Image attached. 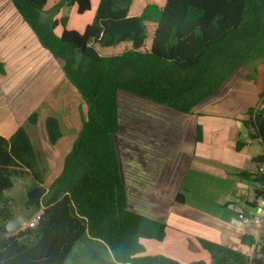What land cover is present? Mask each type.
<instances>
[{"label":"trees","instance_id":"16d2710c","mask_svg":"<svg viewBox=\"0 0 264 264\" xmlns=\"http://www.w3.org/2000/svg\"><path fill=\"white\" fill-rule=\"evenodd\" d=\"M10 1L39 44L60 60L64 78L79 93L86 111L60 173L47 186L27 132L35 126L37 113L10 137L0 136V225L15 216L5 192L12 188V179L23 174L31 179L26 220L37 216L35 223L13 235L0 232V264H64L85 236L102 242L113 264H181L163 255H144L142 241H162L166 225L129 204L116 143L118 94L193 117L191 157L193 146L202 141L196 118L218 106L211 100L231 76L244 68V78L257 84L258 67L264 65V0H163L162 6L143 0L140 13L133 16L129 13L138 0H98L92 22L81 33L65 29L66 18L55 16L64 6L84 14L91 0H58L48 12L47 0ZM59 23L63 30L56 34ZM123 43L129 47L110 55L94 47L114 50L107 48ZM258 103L264 104V71ZM255 106L246 109L241 122L246 137L262 147L254 163L264 164V107ZM44 130L51 145L62 136L54 117L44 120ZM244 139L239 132L237 152L245 146ZM237 176L262 186L245 202L256 208L255 200L264 198V174L244 171ZM172 204H184L179 191ZM197 242L213 264H264V237L259 245L252 235L240 237L243 247L254 248L253 256L213 241Z\"/></svg>","mask_w":264,"mask_h":264},{"label":"crops","instance_id":"0c3cea01","mask_svg":"<svg viewBox=\"0 0 264 264\" xmlns=\"http://www.w3.org/2000/svg\"><path fill=\"white\" fill-rule=\"evenodd\" d=\"M97 4L98 0H91V7L94 5L96 9ZM70 9L76 12L75 7ZM140 11L134 13L135 10L129 15H138ZM60 18L59 14L55 16L57 20ZM0 62L4 67V74H0V136L8 138L26 123L31 113H37L50 96L52 100L62 99L63 92L58 91L60 85L69 90L71 85L64 78L60 60L54 59L39 44L10 0H0ZM263 71L264 65H260L258 77L261 84L257 86L253 83L256 99L247 108L254 107L258 102ZM57 100L53 104H58ZM211 110V114L198 116L196 122L201 125L202 132L204 127H208L209 131L219 136L213 143L193 146V154L177 189L184 197V204H172V197L168 203L153 198L150 202L152 206L150 203L146 206L150 215L165 222L166 228L162 241H142L144 255H163L181 264H213L197 239L238 250H241L240 237L244 234L252 235L258 245L263 241L264 228L251 226L249 220L254 215L264 216V208L252 209L245 204L254 198L256 186L237 176L240 172L254 170L256 163L253 159L262 154V147L256 142L247 144L248 138L244 137L245 146L237 152L235 141L242 119H236L235 113L226 111L220 103ZM201 121H204L203 124L199 123ZM239 212L246 217L240 226H235L232 220ZM84 238L86 246L92 242V252H86V255H92V264H113L110 251L102 242L88 236ZM86 249L83 245L82 252ZM253 251L254 248H249L244 252L251 255ZM83 255L76 253L73 263L82 264Z\"/></svg>","mask_w":264,"mask_h":264},{"label":"rangeland","instance_id":"374dc122","mask_svg":"<svg viewBox=\"0 0 264 264\" xmlns=\"http://www.w3.org/2000/svg\"><path fill=\"white\" fill-rule=\"evenodd\" d=\"M57 1L47 0L44 11H50ZM148 1L158 6L163 4V0ZM145 2L143 0L136 1L132 5L135 9L132 8L129 14L135 10L134 13H138ZM95 10L93 5L88 12L78 15L76 12H71L69 6H64L60 10L61 13L58 12V14L59 18L60 16L66 18L65 29L81 33L85 26L92 22ZM62 30L63 27L59 23L55 32L60 34ZM94 47L99 53L110 55L125 50L129 45L123 43L113 48H107L114 50L100 49L97 45ZM248 71L255 75L252 69ZM246 73V69L239 68L222 87L219 95L211 100L212 103H220L222 108L226 107V111L234 112L236 119H243V111L256 99H254L256 91L253 82L244 78ZM256 79H258V86L261 84L258 74ZM69 87L70 90L60 85L58 91L63 92L60 97L62 99H55L58 104H53L55 100H52L50 96L46 104L37 111L35 126L28 127L29 136L34 148L39 153L40 163L44 170V186H47L60 173L63 159L70 150L80 129L81 118L84 117L86 111L79 93L72 86ZM118 106L120 131L116 143L122 162L123 178L129 190V204L148 213L146 206L148 207L153 198H159L168 203L179 188L180 179L190 158L194 118L178 115L124 93L118 94ZM49 116L58 120L62 134L61 138L53 145L48 143L44 130V120ZM202 122L204 121L199 123L203 124ZM209 129L204 127L205 131L202 133L205 140L199 143H213L219 136L218 133H213ZM245 132L241 127L242 138L246 137ZM12 182V188L5 194L11 199L12 213L20 217L24 229L35 223L37 218L36 216L29 221L26 220L27 211L24 204L31 179L29 175L23 174L21 178H13ZM84 239L82 237L74 245L64 264H74L76 253H84L82 264H92V255H86V252L90 253L88 250L92 252V242H88L89 246H86ZM83 245L87 248L84 252H82ZM239 248L246 251L242 245Z\"/></svg>","mask_w":264,"mask_h":264},{"label":"built area","instance_id":"2783aa9c","mask_svg":"<svg viewBox=\"0 0 264 264\" xmlns=\"http://www.w3.org/2000/svg\"><path fill=\"white\" fill-rule=\"evenodd\" d=\"M263 107H264V104L259 103L255 106V109H262ZM251 142H254V141L251 139H247V141H246L247 144H249ZM252 172H255L257 174H264V164L263 163H257ZM257 187L259 189L262 188L261 185H257ZM255 205H256V207L264 208V198L256 199ZM245 217L246 216L244 213L239 212L236 215V217L234 218V220H232V224H234L235 226H240L242 224V220L245 219ZM36 220H37V218H36ZM249 224L251 226L263 229L264 228V216H261V215L251 216V218L249 220ZM250 256H253V253Z\"/></svg>","mask_w":264,"mask_h":264},{"label":"water","instance_id":"95a60500","mask_svg":"<svg viewBox=\"0 0 264 264\" xmlns=\"http://www.w3.org/2000/svg\"><path fill=\"white\" fill-rule=\"evenodd\" d=\"M253 200V198H252ZM23 229V222L20 217L14 216L0 225V232L5 235H13Z\"/></svg>","mask_w":264,"mask_h":264}]
</instances>
